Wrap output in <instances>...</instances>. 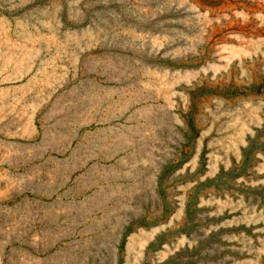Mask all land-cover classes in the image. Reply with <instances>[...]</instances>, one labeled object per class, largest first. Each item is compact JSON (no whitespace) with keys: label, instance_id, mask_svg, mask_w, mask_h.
I'll return each instance as SVG.
<instances>
[{"label":"rangeland","instance_id":"rangeland-1","mask_svg":"<svg viewBox=\"0 0 264 264\" xmlns=\"http://www.w3.org/2000/svg\"><path fill=\"white\" fill-rule=\"evenodd\" d=\"M0 264H264V0H0Z\"/></svg>","mask_w":264,"mask_h":264}]
</instances>
